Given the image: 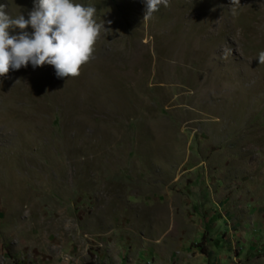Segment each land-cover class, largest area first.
<instances>
[{"label":"rangeland","instance_id":"rangeland-1","mask_svg":"<svg viewBox=\"0 0 264 264\" xmlns=\"http://www.w3.org/2000/svg\"><path fill=\"white\" fill-rule=\"evenodd\" d=\"M76 2L78 77H0V264H264V0Z\"/></svg>","mask_w":264,"mask_h":264},{"label":"clouds","instance_id":"clouds-1","mask_svg":"<svg viewBox=\"0 0 264 264\" xmlns=\"http://www.w3.org/2000/svg\"><path fill=\"white\" fill-rule=\"evenodd\" d=\"M169 2L145 0L144 20L161 5L167 8ZM229 6L235 15L245 5L241 0H229ZM96 11L76 0H33L25 18L22 13L10 15L0 3V77L29 64L34 69L50 65L58 78L78 77L81 67L92 58L101 31L109 30L97 22ZM257 60L264 64V51Z\"/></svg>","mask_w":264,"mask_h":264}]
</instances>
